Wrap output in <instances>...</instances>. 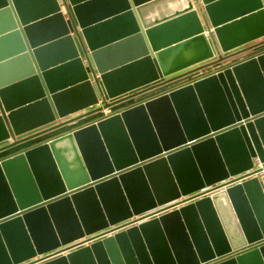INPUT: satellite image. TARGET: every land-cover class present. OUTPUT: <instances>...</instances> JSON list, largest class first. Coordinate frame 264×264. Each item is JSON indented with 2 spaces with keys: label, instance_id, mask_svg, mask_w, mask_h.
<instances>
[{
  "label": "water",
  "instance_id": "obj_1",
  "mask_svg": "<svg viewBox=\"0 0 264 264\" xmlns=\"http://www.w3.org/2000/svg\"><path fill=\"white\" fill-rule=\"evenodd\" d=\"M261 44L264 0H0V153ZM255 158L264 51L0 158V264H264Z\"/></svg>",
  "mask_w": 264,
  "mask_h": 264
},
{
  "label": "crops",
  "instance_id": "obj_2",
  "mask_svg": "<svg viewBox=\"0 0 264 264\" xmlns=\"http://www.w3.org/2000/svg\"><path fill=\"white\" fill-rule=\"evenodd\" d=\"M260 41L261 40H259L258 42H260ZM258 42H256L255 44H258ZM255 47L256 48H254L252 50H249L245 55H243V56H241L239 58L230 59L226 63H221V64H217L215 66H211V67L205 68L201 72L208 73V72H211L213 69H217L219 67L222 68V67H224V66H226L228 64H233V63H236V62L243 61L244 59H246V58H248L250 56H253L254 54H257V53H260V52H263L264 51V44L257 45ZM238 50L239 49L235 50L234 52H236ZM198 74H199V71L196 72V73L187 75V76H185L183 78H180V79H178V80H176V81H174V82H172L170 84H167V85H164V86L155 88L153 90H150L148 92H145L143 94H140V95H138V96H136V97H134V98H132V99H130L128 101H125V102H122L120 104L114 105V106H112V107H110L108 109H105L103 111H99V112H96L94 114H90L88 116H84V117L79 118L77 120H75V118H77L81 114H84V113H87V112L93 110L97 106L91 107V108H89L87 110H84V111H81L79 113L73 114V115H71V116L68 117V119H71V120L74 119L73 122H71V123H69L67 125H64L63 127L59 128L57 130H54V131L49 132L47 134H44V135H42V136H40L38 138H35V139H33V140L29 141V142H25V143H22V144H20V145H18L16 147H13L11 149L5 150V151H3V152L0 153V158L5 157V156H8V155H11V154H13L15 152H18L20 150H23L24 148H27L29 146H32L34 144H37V143H39L41 141L47 140V139L52 138L54 136H57L59 134H63L65 132H68V131L77 129V128L81 127V126H84L86 124H89L90 122L96 121V120H98L100 118H103V117L108 116V115H110V114H112L114 112H117V111H119L122 108H125L127 106L133 105V104L138 103V102H140L142 100H145V99L150 98L152 96L158 95V94H160V93H162L164 91H167V90H169V89H171L173 87H176V86H179V85L184 84L186 82H189V81L193 80L194 78H196L198 76ZM149 219L150 218H148V220ZM110 234H113V232L112 233H109L108 236ZM81 240L83 241L85 239L82 238ZM87 244H89V243H85L84 246L87 245ZM69 251H64L63 253H61V255L62 254L63 255H66ZM37 258H39V256L36 257V258H34L33 260H36Z\"/></svg>",
  "mask_w": 264,
  "mask_h": 264
},
{
  "label": "built area",
  "instance_id": "obj_3",
  "mask_svg": "<svg viewBox=\"0 0 264 264\" xmlns=\"http://www.w3.org/2000/svg\"><path fill=\"white\" fill-rule=\"evenodd\" d=\"M206 33H207L208 36H210V31L209 30H206ZM219 68H221V67H219ZM217 69H213L211 72H208V73H203V72H201L202 70H200L199 74H198V76L196 78H201V77L206 76V75H208V74H210L212 72H216ZM254 162H255L254 170H257V171L255 173H253L251 175V177H256V178L259 179V181H260V183H261V185L263 187V191H264V163L261 162L259 160V158H255Z\"/></svg>",
  "mask_w": 264,
  "mask_h": 264
},
{
  "label": "rangeland",
  "instance_id": "obj_4",
  "mask_svg": "<svg viewBox=\"0 0 264 264\" xmlns=\"http://www.w3.org/2000/svg\"><path fill=\"white\" fill-rule=\"evenodd\" d=\"M259 41V40H258ZM258 41H254V42H252V43H250L249 45H253V44H255L256 42H258ZM249 45H247V46H249ZM237 50V49H236ZM250 50H252V49H250ZM249 51V50H248ZM248 51H245V52H242V53H240V54H237V55H234V56H232V57H230V58H228L226 61H224L223 63H226V62H228L230 59H235V58H239V57H241V56H243V55H245ZM234 52V51H233ZM225 54H228V53H225ZM221 64V63H220ZM197 72V71H196ZM196 72H194V73H196Z\"/></svg>",
  "mask_w": 264,
  "mask_h": 264
}]
</instances>
